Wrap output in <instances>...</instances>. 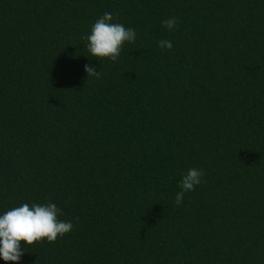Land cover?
Returning a JSON list of instances; mask_svg holds the SVG:
<instances>
[{
    "label": "trees",
    "instance_id": "obj_1",
    "mask_svg": "<svg viewBox=\"0 0 264 264\" xmlns=\"http://www.w3.org/2000/svg\"><path fill=\"white\" fill-rule=\"evenodd\" d=\"M47 202L73 228L20 264H264V0H0V213Z\"/></svg>",
    "mask_w": 264,
    "mask_h": 264
},
{
    "label": "clouds",
    "instance_id": "obj_2",
    "mask_svg": "<svg viewBox=\"0 0 264 264\" xmlns=\"http://www.w3.org/2000/svg\"><path fill=\"white\" fill-rule=\"evenodd\" d=\"M178 23L176 17H171L162 21L163 27L173 31ZM87 51L100 59H107L116 62L120 56L125 43H134L136 31L131 27H125L119 22H114L112 13H104L91 26L86 37ZM158 47L162 50H171L172 41L161 39ZM84 71L87 77H99L94 66L86 64ZM204 171L199 168H190L186 174L182 175L178 182V191L175 195V205L183 202L185 193L193 191L200 185ZM62 210L52 202L45 204L22 203L3 213H0V260L5 264H20L22 256L25 254L24 248L31 247L37 243L47 241L55 242L58 237H63L69 233L73 224L71 221L59 219ZM22 243L24 247H22Z\"/></svg>",
    "mask_w": 264,
    "mask_h": 264
}]
</instances>
